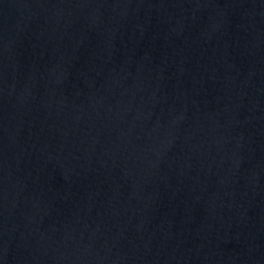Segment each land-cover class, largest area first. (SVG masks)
<instances>
[{"label": "water", "instance_id": "water-1", "mask_svg": "<svg viewBox=\"0 0 264 264\" xmlns=\"http://www.w3.org/2000/svg\"><path fill=\"white\" fill-rule=\"evenodd\" d=\"M0 264H264V0H0Z\"/></svg>", "mask_w": 264, "mask_h": 264}]
</instances>
